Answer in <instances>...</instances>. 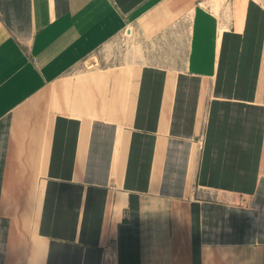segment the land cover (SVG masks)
<instances>
[{"label":"crops","instance_id":"crops-1","mask_svg":"<svg viewBox=\"0 0 264 264\" xmlns=\"http://www.w3.org/2000/svg\"><path fill=\"white\" fill-rule=\"evenodd\" d=\"M0 264H264V0H0Z\"/></svg>","mask_w":264,"mask_h":264},{"label":"rangeland","instance_id":"rangeland-1","mask_svg":"<svg viewBox=\"0 0 264 264\" xmlns=\"http://www.w3.org/2000/svg\"><path fill=\"white\" fill-rule=\"evenodd\" d=\"M136 41V35H129L126 33L119 34L99 49L92 58L96 59V63L101 59L103 64H119L120 62L122 63L126 61V63L123 64L129 66L133 64L136 66L137 63H142V61L146 59V55L142 54L140 51L138 52L136 49ZM199 141L200 144H202V135L200 136Z\"/></svg>","mask_w":264,"mask_h":264}]
</instances>
